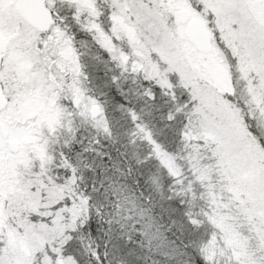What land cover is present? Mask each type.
<instances>
[{"label": "snow or ice", "instance_id": "1", "mask_svg": "<svg viewBox=\"0 0 264 264\" xmlns=\"http://www.w3.org/2000/svg\"><path fill=\"white\" fill-rule=\"evenodd\" d=\"M0 264H264V0H0Z\"/></svg>", "mask_w": 264, "mask_h": 264}]
</instances>
